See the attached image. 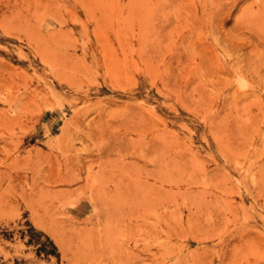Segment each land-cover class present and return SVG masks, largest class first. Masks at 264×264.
<instances>
[{"label":"rangeland","instance_id":"obj_1","mask_svg":"<svg viewBox=\"0 0 264 264\" xmlns=\"http://www.w3.org/2000/svg\"><path fill=\"white\" fill-rule=\"evenodd\" d=\"M0 264H264V0H0Z\"/></svg>","mask_w":264,"mask_h":264}]
</instances>
